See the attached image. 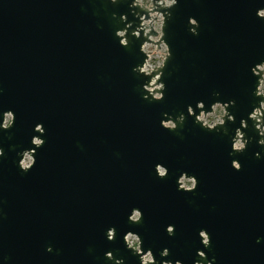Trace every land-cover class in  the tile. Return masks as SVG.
<instances>
[{
  "label": "water",
  "instance_id": "95a60500",
  "mask_svg": "<svg viewBox=\"0 0 264 264\" xmlns=\"http://www.w3.org/2000/svg\"><path fill=\"white\" fill-rule=\"evenodd\" d=\"M130 3L0 0V109L16 115L10 130H0V264H114L109 251L140 264L123 239L129 231L158 262L195 264L202 250L215 264H264V146L251 120L246 151L231 147L241 120L258 106L251 69L264 63L257 16L264 0H180L165 27L172 56L162 101L143 99L150 78L133 71L147 57L140 51L146 38L131 35L140 21ZM123 14L135 22L129 48L115 36ZM189 17L200 22L199 35ZM217 100L235 101V123L208 131L189 116L177 131L161 125L165 113L187 115L198 101L211 111ZM223 111L216 105L202 119L217 122ZM40 123L46 143L23 172L18 154L34 147ZM157 164L169 169L166 179ZM184 172L198 179L195 191L178 190ZM134 208L143 212L140 223L128 219ZM201 230L211 235L210 248ZM128 239L139 247L135 235ZM165 248L171 254L161 257Z\"/></svg>",
  "mask_w": 264,
  "mask_h": 264
},
{
  "label": "clouds",
  "instance_id": "9594fccd",
  "mask_svg": "<svg viewBox=\"0 0 264 264\" xmlns=\"http://www.w3.org/2000/svg\"><path fill=\"white\" fill-rule=\"evenodd\" d=\"M112 5L119 4L121 0H108ZM180 3V0H131L129 4L133 15L139 19V25L135 26V30L131 32V35L135 39L146 38L140 47V51L146 55L147 59L142 65H137L133 68L136 76L138 78H150L143 85V99L162 101L165 99V92L167 90L166 83L163 82L164 71L163 69L167 66V61L172 56L171 46L165 40L166 32L165 27L168 19L172 16V9L175 8ZM143 10V14L141 11ZM113 18H116L117 13H113ZM257 16L264 20V8L257 10ZM120 21L125 24V27L118 29L115 32V36L119 39L120 45L125 48L132 46V41L129 40V35L131 29L134 27V21L129 22L127 14L120 16ZM190 31L193 35H199L200 22L194 18L189 17ZM153 32L156 34L153 35ZM151 45L156 52L148 53L145 51L146 47ZM166 51V55L163 57L162 61L157 55L159 52ZM154 55L156 56V64H150L149 62L153 60ZM252 73L257 77V86L253 92V95L257 98L258 106H254L253 111L249 113L248 117L241 120V126L235 130V135L232 138V151L234 153H241L246 151L248 144L250 143V138L247 136L246 129L249 128V120L253 122V127L262 137L258 143L264 146V63H259L251 69ZM2 92V89H0ZM215 96L219 97L221 94L219 92L214 93ZM220 105L223 108V114L219 117L217 122L208 123L202 116L205 114L215 115L214 107ZM235 106V101L222 102L217 100L212 104V110L207 111L205 103L203 101H198L196 106L189 105L187 108V115L181 113L179 117L172 118L168 113L164 115L168 118L161 121L162 127L169 131H177L181 125H183L189 116L194 118V123L200 125L201 127L207 129L208 131H215L218 127H224L229 121L235 123L236 117L234 114L229 112V108ZM197 109H199V114L197 115ZM227 118V119H226ZM16 121L15 112L12 110L0 109V130L7 131L10 130ZM179 121V123L177 122ZM35 132L40 135H34L32 137L31 143L34 147L24 150L18 155L22 156L19 160V167L23 172H28L34 168L37 163L36 155L37 150L42 148L46 143L45 139L42 137L46 135V129L42 123L35 126ZM5 152L2 147H0V157H4ZM256 156L259 158L260 153L257 152ZM232 167L236 171H241L243 165L238 160L232 161ZM156 173L160 179H166L169 176V169L163 164H157L155 168ZM187 180L188 183L184 181ZM199 181L194 175H189L187 172L182 173L178 178V190L193 192L198 188ZM4 209L0 206V216L3 215ZM131 223H140L143 220V212L139 208H134L128 217ZM167 233L169 236L175 235V226L169 225L167 227ZM116 229L115 227L110 228L107 232V238L109 241H114L116 239ZM135 235L139 240V247L133 246L129 242V236ZM199 236L202 240V244L205 248H210L212 245V237L206 230H201ZM128 250L136 254L140 259V264H173L172 260L162 259V261H157L156 255L151 248L147 251L144 250L143 240L138 233L129 231L123 237ZM259 242V241H258ZM49 252L52 248L47 249ZM170 250L168 248L163 249L161 252V257L170 256ZM198 256L201 259L195 261V264H215V257L208 259L207 253L205 251L199 250ZM149 257L151 259H149ZM106 258L113 260L114 264H125L123 258H116L113 252L109 251L106 253ZM175 264H183L181 260H176Z\"/></svg>",
  "mask_w": 264,
  "mask_h": 264
},
{
  "label": "built area",
  "instance_id": "2783aa9c",
  "mask_svg": "<svg viewBox=\"0 0 264 264\" xmlns=\"http://www.w3.org/2000/svg\"><path fill=\"white\" fill-rule=\"evenodd\" d=\"M145 51L148 52V53H155L156 52V50L151 45L146 47ZM157 55L159 56L160 60L162 61L163 57L166 55V51L159 52ZM149 63L153 64V65L156 64V56L155 55L153 57V60L150 61Z\"/></svg>",
  "mask_w": 264,
  "mask_h": 264
}]
</instances>
